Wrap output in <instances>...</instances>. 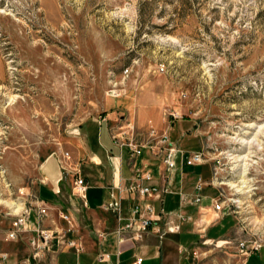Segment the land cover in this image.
<instances>
[{
    "label": "rangeland",
    "instance_id": "1",
    "mask_svg": "<svg viewBox=\"0 0 264 264\" xmlns=\"http://www.w3.org/2000/svg\"><path fill=\"white\" fill-rule=\"evenodd\" d=\"M0 65V230L34 203L44 157L130 90L211 159L206 192L235 216L191 264L264 242V0H0Z\"/></svg>",
    "mask_w": 264,
    "mask_h": 264
},
{
    "label": "crops",
    "instance_id": "2",
    "mask_svg": "<svg viewBox=\"0 0 264 264\" xmlns=\"http://www.w3.org/2000/svg\"><path fill=\"white\" fill-rule=\"evenodd\" d=\"M124 114L135 121L137 135L141 139L153 129L159 133L168 132L170 139L176 142L175 131L162 128L164 121L156 108L145 104L132 91L107 95L101 113L84 120L71 133L67 145L48 154L40 163L35 198L49 208V217L41 222V227L51 231L63 228L68 232V238L80 241L84 248L78 256L73 251L54 256L48 253L41 264H131L138 256L143 257L142 264H191L189 254H196L199 244L211 245L218 240L216 246L221 247L228 243L220 239L235 228V216L226 208L221 212L213 210L211 195L216 192H206L207 181L214 173L211 159L200 165L187 166L177 156L175 170L164 181L160 174L161 162L148 150L134 158L113 143L112 129L122 123ZM180 148L185 155L192 152L186 146ZM64 152L70 154L71 164L78 167L87 183L85 206L73 190L72 174L65 172L60 165ZM147 170L152 180L142 182L143 185L167 187L160 200L128 191L134 182V174ZM199 178L204 182L201 203L182 204L180 194L192 193ZM145 202L152 204L158 214L164 213L167 217L157 226L149 227L140 240L132 239L126 232L116 234L118 225L130 216L132 206ZM60 211L70 215V225L59 218ZM180 213L192 216L195 221L180 222L177 233H166L164 221L169 217L176 220L174 216ZM118 216L123 219L121 222ZM31 224V227L35 226L34 214ZM100 233L104 236L100 237ZM4 236L0 230V248L10 254L9 264H19L21 259L28 257V234L11 241L16 244H12L10 249H5L3 240L9 241ZM203 237L205 239L201 240ZM21 247L24 250L20 251ZM100 251L108 253L109 260L97 262L96 255ZM242 264H264V247L242 260Z\"/></svg>",
    "mask_w": 264,
    "mask_h": 264
},
{
    "label": "built area",
    "instance_id": "3",
    "mask_svg": "<svg viewBox=\"0 0 264 264\" xmlns=\"http://www.w3.org/2000/svg\"><path fill=\"white\" fill-rule=\"evenodd\" d=\"M158 70L163 71L164 68L160 67ZM121 122L120 125L112 129L111 139L113 143L121 150L125 149L129 155L134 158L141 156L144 150H148L151 155L158 158L161 162L162 169L160 174L164 181H167V177L175 170L177 156L180 157L181 163L187 166L200 165L208 159L201 151L185 155L184 151L170 139L168 132L159 133L151 129L147 133V137L141 139L137 135V130L133 122H128L124 119H121ZM60 165L65 172L72 174L73 190L85 206L87 183L82 177L78 167H74L71 164V156L68 152H64L61 155ZM151 180L152 175L148 170L143 173L136 172L134 174V182L130 184L128 191L137 193L144 198L160 200L161 195L167 191V187L158 188L153 185L146 186L142 184L144 181L149 182ZM203 188L204 182L199 178L192 193L180 194L181 203L199 205L203 198ZM221 196L222 193L219 192L217 197L211 198L212 207L215 212H221L226 208V201H224ZM230 204L237 207L236 201L233 199ZM227 210L233 212L230 207H227ZM33 214L35 217V226L31 227V218ZM165 216L167 217L164 213L158 214L154 206L149 202L134 204L130 210V216L124 223L118 225L115 233L120 235L126 232L131 234L132 239L140 240L143 237V233L149 227L157 226ZM48 217L49 208L35 198L32 206L24 205L11 221L9 229L3 231L5 239L9 242L18 240L24 234L29 235V255L27 258L21 259L19 264H41V260L48 253L54 256L62 252L73 251L78 256L83 252L84 248L82 243L78 240L68 238V232L65 229L58 228V231L43 229L41 227V222ZM174 217L176 220L169 217L164 221V231L166 233H177L180 230V222L195 221L192 216L181 213ZM59 218L69 225L71 224L72 219L67 213L60 211ZM118 220L121 222L123 219L121 216H118ZM99 236L103 237L104 235L100 233ZM122 241L123 239H120V242ZM263 247L264 242L261 240H242L237 244L236 250L242 257V260H245L251 254L260 252ZM107 260H109L108 253L104 251L97 253V262L102 263ZM142 261L143 257L138 256L131 264H142ZM9 262L10 254L0 248V264H9Z\"/></svg>",
    "mask_w": 264,
    "mask_h": 264
},
{
    "label": "bare ground",
    "instance_id": "4",
    "mask_svg": "<svg viewBox=\"0 0 264 264\" xmlns=\"http://www.w3.org/2000/svg\"><path fill=\"white\" fill-rule=\"evenodd\" d=\"M2 78V67H1V65H0V79ZM11 101V100H10ZM11 208H14V211L16 212L17 211V209H15V207H11Z\"/></svg>",
    "mask_w": 264,
    "mask_h": 264
}]
</instances>
